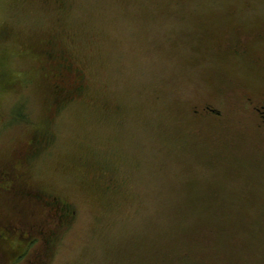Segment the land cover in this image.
<instances>
[{"label": "rangeland", "instance_id": "374dc122", "mask_svg": "<svg viewBox=\"0 0 264 264\" xmlns=\"http://www.w3.org/2000/svg\"><path fill=\"white\" fill-rule=\"evenodd\" d=\"M48 1L0 0L10 31L0 39V166L44 116L27 77L30 43L53 34L87 84L54 117L49 149L23 167V191L51 188L75 212L46 264H264V127L254 110L264 60L250 61L264 43L247 54L214 48L235 29H264V0H64L61 10ZM93 162L112 190L84 182ZM7 193L0 228L21 227L10 214L17 192ZM16 239L0 236V264L32 258L15 261Z\"/></svg>", "mask_w": 264, "mask_h": 264}, {"label": "trees", "instance_id": "16d2710c", "mask_svg": "<svg viewBox=\"0 0 264 264\" xmlns=\"http://www.w3.org/2000/svg\"><path fill=\"white\" fill-rule=\"evenodd\" d=\"M48 4H52L56 9L61 10L64 5V0H50ZM254 32L255 31L252 30L248 35ZM9 34L10 31L8 27H0V39L7 37ZM228 40L231 44L235 43V40L237 42V39ZM2 74L5 76V70ZM8 84L9 87L13 85L11 82L6 83V85ZM64 89L66 90L61 92L63 94L61 97L55 94L54 96L49 94L48 102L52 103L53 100L56 102L62 100V103L65 101L64 99L70 100L74 96L73 92L76 88L66 87ZM66 94L67 97H65ZM244 97L246 99L249 98L248 94L243 95V98ZM238 98L241 102L242 99L240 96H238ZM50 110L51 109H47L46 114L48 115L33 126L24 149H21L18 153L15 152L13 158L8 159L0 166V171L4 169L3 173L0 174V192H17L16 198H18L19 201L17 205L14 204L11 206L10 214L21 226L19 227V225L14 222H7L6 226L0 228V232L5 231L2 238L14 234L17 237L16 241H20L19 244H16L19 248V250H17L19 253L17 254L18 256L14 258L16 259L15 261L23 259L24 256L29 254V251L31 252L32 258L30 257L28 259L27 264H46L48 262L57 243L60 230L65 228L72 221L75 213L71 201L60 192H56L51 188V190L40 188L34 183H32L28 193L23 192L21 189V187L26 185L22 180H29V175L23 167L35 162L41 153L49 149L50 144H52L55 138V135L51 132V127L53 119L57 114L55 112L58 110L54 111L53 116H49ZM263 121H258V123L255 122L258 125L257 127H264ZM70 163V167L73 168L77 161L72 160ZM89 166L88 170L91 171L92 174H90V176L85 175L86 178L84 182L87 186L94 187L96 188L95 190L99 188L101 190L100 193L112 190V188L115 187V184L110 181L99 184L103 174L98 170V167L95 166V162L91 163ZM26 194L28 195L25 197ZM208 223L211 224L209 221ZM4 256L5 254H3V257ZM5 259H7L6 256Z\"/></svg>", "mask_w": 264, "mask_h": 264}, {"label": "flooded vegetation", "instance_id": "af4514ba", "mask_svg": "<svg viewBox=\"0 0 264 264\" xmlns=\"http://www.w3.org/2000/svg\"><path fill=\"white\" fill-rule=\"evenodd\" d=\"M50 1V0H49ZM48 1V2H49ZM54 1V0H51ZM244 15V14H243ZM264 18L260 19L263 20ZM258 25V24H257ZM259 26V25H258ZM254 33L244 36H248L244 38L242 34H240L238 29H235L234 35H232V39H238V44L235 48H231L232 44L228 39H220L215 41L214 48L217 54L221 56H226L227 54L233 52L235 54L242 53L247 54L251 47H255L262 45L264 43V29L256 28L254 29ZM36 37L35 39H37ZM26 53L32 57L36 66L31 68V70H35V76H29V86L34 87L36 93L41 94L42 105L44 116H47L46 110H50L49 116L54 115V111L58 110L55 113H58L64 106L71 105L77 100H81L85 97V93L87 90V84L85 80V75L83 71L77 67L71 57L70 50L64 49L60 45L59 41L54 40L53 34L47 35L41 39H37L29 44V48H27ZM264 60V57L258 56V51L255 50L253 55L251 56V62H261ZM6 85V84H5ZM6 86H9L6 85ZM66 87H75L74 96L70 100H66L61 103V101H54L52 103L48 102V95L51 96H63L62 91L66 90ZM67 97V94L66 96ZM64 97V98H65ZM68 101V102H67ZM64 103V104H63ZM204 110L213 113L216 117L220 115V111L214 109L211 105L204 106ZM256 112V116L259 121L264 120V105H258L254 107ZM208 116H212L208 114ZM2 169L0 174L3 173ZM22 188V187H21ZM28 193L29 190L23 191ZM28 194L25 195V197ZM24 197V198H25ZM5 231L0 232V236H4L3 233Z\"/></svg>", "mask_w": 264, "mask_h": 264}]
</instances>
